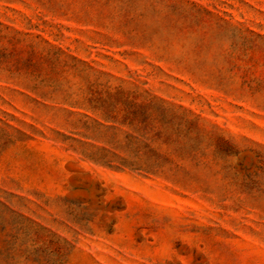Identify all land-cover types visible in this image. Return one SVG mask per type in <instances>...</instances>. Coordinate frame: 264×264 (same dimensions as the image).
Masks as SVG:
<instances>
[{
  "label": "rangeland",
  "instance_id": "374dc122",
  "mask_svg": "<svg viewBox=\"0 0 264 264\" xmlns=\"http://www.w3.org/2000/svg\"><path fill=\"white\" fill-rule=\"evenodd\" d=\"M0 264H264V0H0Z\"/></svg>",
  "mask_w": 264,
  "mask_h": 264
},
{
  "label": "trees",
  "instance_id": "16d2710c",
  "mask_svg": "<svg viewBox=\"0 0 264 264\" xmlns=\"http://www.w3.org/2000/svg\"><path fill=\"white\" fill-rule=\"evenodd\" d=\"M104 116H106V118H109V117H107V115L105 113H104ZM150 153H152V152L150 151ZM148 166L144 167V169H136V170L144 171V172L150 173V174L156 173V172H158L160 170L159 165H154V166H149V167Z\"/></svg>",
  "mask_w": 264,
  "mask_h": 264
}]
</instances>
